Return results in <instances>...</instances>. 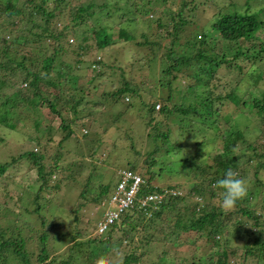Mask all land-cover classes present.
Here are the masks:
<instances>
[{
    "label": "trees",
    "instance_id": "16d2710c",
    "mask_svg": "<svg viewBox=\"0 0 264 264\" xmlns=\"http://www.w3.org/2000/svg\"><path fill=\"white\" fill-rule=\"evenodd\" d=\"M52 1L54 2L53 7ZM125 1L126 4H131L135 0ZM180 1L183 8L178 14L179 19L171 29L168 28L173 39L171 45L167 46V52L163 54L162 66L164 68L161 74H156L154 70L156 62L161 59L156 48L158 41L157 39L151 40L144 33L143 42L148 43L153 51V55L147 58L145 68L148 66L152 68V71L146 73L143 81L138 83L135 76L140 72H137L139 69L134 68L135 65L129 66L130 73L128 76L124 67L111 64L110 67L116 68L119 73V84L116 89L113 88V91L108 93V96L105 95V92L100 98L110 96L116 101L115 98L119 95L125 99L128 94L132 96L136 92V95L141 97L143 104L149 102L148 109L151 117L147 122L152 124V130H149L148 136L154 146L149 144L147 149L146 161L148 166L144 170L145 168L141 167L138 161L130 164L131 169L138 171L145 178V183L138 197L171 189L181 191L178 185L161 186L153 183V180L161 175L154 166L165 155V152L175 148L171 141L170 127H164L163 118L175 117L174 120L177 119L179 126L183 128L185 118L179 116L182 115L181 113L193 112L194 117H188V140L180 142V138L184 137L183 133L185 134L187 131L182 130L183 132L176 136L179 139L176 140V143L178 146L183 143L185 147V144L190 142L195 148L203 146L204 143L200 141V138L204 137L209 129L217 132L218 119L227 120L230 124L225 134L222 135L223 146L221 151L213 156L212 162H208L207 158L195 161L190 156L187 158L179 157V160H183L184 165L189 163L187 174L193 173V177H195L187 192L181 191L178 195L171 194L164 203L156 207H133L127 210L106 233H98L95 225V234H89L88 237H85V234L80 233V231L76 233L71 231L70 234L62 231L65 226L63 222L48 220L45 212H42L47 203L50 202L51 194L49 193L53 189L57 190L60 185L58 182L53 185L50 184V177L45 175L46 143H43L41 138L42 135L46 134L48 127L45 126L42 129V106H47L50 113L57 114L62 119L61 128L66 133L61 138L60 143L75 133L72 125L77 120H82L88 115H93L95 118L96 114L93 108L104 104L103 101H97L100 98H91L93 93L90 86L95 83L94 80L103 74L101 69H96L98 65L103 63L102 56L98 52L106 46L119 43L122 40L132 41L131 26H124L123 24L128 21L129 24L134 23L137 19V13L133 11L131 17L124 19L126 10L120 14V22L115 24L104 23L95 28V54L90 57L91 62L89 61L87 67L93 68L98 73L88 78L85 83L79 84L81 77H85L86 73L81 75L82 73H78L76 70L82 68V64L87 61L84 56L90 53L93 45L89 42L86 45L87 37H83V42L77 48L72 47L71 41L74 38L71 37L75 34L77 25L85 22L87 17L94 15V12L89 11L93 3L85 5L83 0H26L22 3L21 0H0V14L14 18L11 19V24L14 25V29L19 27L17 30L20 31L17 36L10 40L4 36L0 39L5 44L0 49V125L8 126L13 131L19 130L20 133L23 132L27 135L29 130L27 125L31 123L36 127L32 130L35 129V133L38 132L33 136L27 135L37 145L36 149L35 147L25 149L12 156L8 161L0 162V184L12 179L10 167H18L26 161H29V164L36 168L40 181V185L33 195V200L29 197V203L32 207L24 204V210L17 213L19 215L22 213L23 226H19V224L0 226V264H34L31 255L37 256L36 260L45 264H142L148 259L147 257L156 254L158 256V263L156 264H169L168 255L164 249L165 243L175 239V236L182 231H198L200 235H206L215 246L221 248L216 252L215 258L207 259L205 255L196 256L193 261L187 264H198V261H200L199 264H231V251H229L228 246L230 238L228 235L239 229H243L248 235L247 243L244 245L246 254L242 255L244 262L234 261L233 264H249V259L254 264H264V221L262 218L264 207L261 212L249 207L251 200L258 195L257 188L263 184L261 176L264 173V152L261 151L262 144L257 141L256 137L252 139L246 135L247 132H250L248 128L253 121H255L257 128L261 127L260 130L263 126L262 131H264V92L257 95L253 91L250 98H243L235 88L229 92L217 93L214 84V80L221 73V68H226L230 74L233 67L239 72H243L245 70L243 62L251 61L256 64L258 61L264 60V36H262L264 34V16L256 11L259 6H255L253 3L245 12V10H240L237 7L238 4L233 1L234 10L226 11L224 7H221L223 11L212 27L210 36L203 31L192 34L191 31H193L196 22L189 16L190 14L196 16L200 6L196 4V0ZM251 2V0H247L248 6ZM120 3L122 1L117 0L113 8H124L121 7ZM104 5L108 6L107 3ZM191 5L195 7V14L191 11L188 12L187 16L184 11L186 8L190 9ZM253 7L255 8L252 9ZM135 9L138 7L136 6ZM260 11L264 13V7ZM156 21L160 24L158 19ZM188 23L192 25L188 32L191 38L189 36L185 42L189 49L187 53H185V49L179 53L174 44H177L176 42L181 35L179 28ZM19 25H21V29ZM133 27L132 24V29ZM3 28L6 30V27ZM12 30L10 29V33L13 32ZM221 39H224L225 42ZM190 49L192 51L189 52ZM67 55L73 56L71 61L64 58ZM139 68H144L143 62ZM112 73L116 74L115 71ZM256 75H258V79L263 77L262 71ZM182 77L192 82L189 84L190 88L186 90L178 88L173 91V85L180 84V81L183 80ZM146 81H149L147 85L144 84ZM152 84L153 87L150 88ZM66 85L71 91L65 88ZM161 87L166 89L167 95L158 97L156 93H160L157 90H161ZM52 89H56L57 93L51 91ZM185 93L194 95L192 97H196L197 102H191L192 104L188 107L180 101L173 102V99L182 98ZM146 94L150 95L149 99H146ZM160 98L163 100L162 103L158 101ZM201 101L205 103H201ZM131 102L129 100L128 103ZM158 103L161 104L159 110L156 108ZM227 106L238 112V116L236 115L231 119V115L227 113L228 110L225 111ZM253 112L259 115L258 119ZM64 113H68V115ZM159 115L160 117H158ZM242 120H245L244 124L241 123ZM192 121H194L193 126H191ZM200 122L204 125H201ZM84 125L82 122L81 126ZM186 127H188V123ZM0 139L2 140L1 136ZM169 142L170 144L167 145ZM92 149L94 151L90 155L93 156L97 152L96 146H93ZM170 155L175 154L171 153ZM63 156L64 153H58L57 161ZM164 159L167 158L164 157ZM184 165L179 164L180 169L179 167L175 168L178 173H181V169H185ZM55 166L49 173L56 170L58 166ZM190 167L194 169L192 170ZM250 168L253 169V174L256 176L254 179L256 185L249 188L248 197L238 202L235 207L237 208L236 211H240L246 218L252 219L253 223H250L251 228H249L248 221L244 220L234 229L223 222V218L229 217L232 213L230 210L221 207V190L214 186L229 169L233 170L236 178L248 179ZM162 170L167 171L168 168L164 166ZM146 174H149L148 178H146ZM86 187L88 188L87 185ZM5 190L9 196L10 191L6 187ZM109 190L110 186L104 185L101 193L95 197L99 209L102 202L108 198ZM209 194L210 198L219 197V201H217L219 203L210 204L209 200H205L204 197ZM81 196L84 197L83 199H89L86 196V191H82ZM84 204L85 202H80L78 206L72 209L73 219L72 222L70 221L72 230L73 226L76 227L80 224L79 212ZM180 205L182 209H179ZM5 210L7 211V208ZM173 211L177 212V218L169 224L166 220ZM11 212L12 210H8L7 215H10ZM166 212L168 215L165 216ZM33 214L39 221H36L35 216L33 221L30 219ZM100 219L101 216L97 218L98 221ZM140 228L144 236L137 239ZM118 232H122V235L113 239L114 234H118ZM28 239L35 241L37 246L33 252L27 249ZM67 241L71 244L66 249L61 250L60 246L68 243ZM145 246L147 249L143 251ZM148 246H158L161 251L156 252L158 250H155L152 254L147 251L149 250ZM139 249L140 251H138ZM161 253H163L162 256ZM108 256L109 258H106Z\"/></svg>",
    "mask_w": 264,
    "mask_h": 264
},
{
    "label": "rangeland",
    "instance_id": "374dc122",
    "mask_svg": "<svg viewBox=\"0 0 264 264\" xmlns=\"http://www.w3.org/2000/svg\"><path fill=\"white\" fill-rule=\"evenodd\" d=\"M24 1L26 0H21V3ZM121 1V7L124 8L114 9L113 6L117 0H83L85 5L93 3V6L89 8V11L94 12V15H91L89 18L86 16L88 19L86 18L85 22L77 25L75 34L71 37L72 39L74 38L73 40L71 39L73 44L72 47L77 48L83 42V37H87L85 41L86 45H88V42L93 45V49L90 53L84 56V59L87 61L82 64V68L80 67L76 70L78 73H82L81 75H85L86 73L87 77L82 76L79 81V84L85 83L88 78L92 75L95 76L98 73L93 68L89 66L87 67V64L91 62L90 57L95 54V28L104 23L115 24L116 22H120V14L126 10V17L124 19L131 17V13H133V11L137 13V19L134 23H132L134 26L133 29L132 24H129V21L123 24L124 26H131L130 32L133 35L131 39L132 41L122 40L119 43L106 46L98 52V54L102 56L103 63L102 65H98L96 69H101L103 74H100L101 76L94 80L95 83L90 86L92 87L93 93L92 96H90L93 99L100 98L105 92V95L108 96V93L113 91V88L116 89L118 87L120 76L118 75L119 73L116 68L113 67V69L110 67L113 63L124 67L128 76L130 73L129 66L135 65L134 68L139 69L137 72H140L135 76L136 82L138 83L143 81L146 73L152 71V68H149L148 66L145 68L147 58L153 55V51L148 43L143 42L144 33L146 36L150 37L151 40L157 39L158 41L156 48L158 56H160L161 59L156 62L154 70L156 71V74H161L164 68L162 66V59H164L163 54L167 52V46L171 45L170 43L173 39V36L169 34L168 28L170 27L171 29V27L177 23L179 19L178 14L183 8L180 0H135L131 4H126L125 0ZM233 1L238 4L237 7L240 10H245V12L253 3L255 6H259L256 11L260 12L261 15L264 16V13L260 11V9L264 7V0H251L252 2L249 6L247 4V0H196V4L200 7L197 9L198 12H196V16L193 14H190L189 16L190 19L196 22L191 33L194 34L195 32L203 31L210 36V31L213 30L212 27L221 16V11H223L221 7H224L226 11H230L232 9L234 10V7L232 6ZM104 3H107L108 6H105ZM53 6L54 2L52 1V7ZM136 6L138 9H135ZM254 8L255 7L252 9ZM194 9V5H191V8H186L184 13L188 16V12L193 11L195 14L196 10ZM129 10H131V12H129ZM11 19L12 18L4 14H0V27H2L0 28V39L4 36L10 40L19 34L20 31L17 30L19 27H15L14 29V25L11 24V21L14 18L12 20ZM157 19L160 24L157 23ZM19 26L21 29V25ZM3 27H6V30ZM190 28H192V25H189V23L181 25L179 28L181 35L176 42L177 44H174L175 49L179 51V53L185 50V53L188 52V44L185 42L189 39L188 37L190 34H188V32ZM10 29H13L12 33H10ZM211 34L213 35V33ZM262 36H264V34H262ZM221 41L225 42L224 39H221ZM4 46L5 44H3L0 40V49ZM190 51L192 50L190 49L189 52ZM72 57V55L64 56L65 59H69L68 61H71ZM139 61L144 63L143 69L139 68V66H141V62ZM243 66L245 67L243 72H239L235 67H233L231 68V70H233L231 74L228 73L226 68H221L220 75L214 80L217 93L225 91L229 92L235 88L243 98H250L253 91L254 94L256 93L257 95L264 92V60L258 61L256 64H253L251 61H245L243 62ZM114 71L116 74L112 73ZM260 71H262L263 77L258 79V75H256V73H259ZM183 78L184 77H182V79ZM148 82L146 81L144 84L147 85ZM191 83L192 82L185 78L180 81V84L173 85V91H176L178 88H183L184 90L189 89V84ZM151 87H153V84L150 85V88ZM65 88L69 89V86L66 85ZM69 90L71 91V89ZM51 91L57 93L56 89H52ZM157 91L160 92L159 94L156 93L158 97H160V95H167L166 89H163L162 87L161 90ZM136 94V92L133 93L132 96L128 94L125 99L119 95L115 98L116 101H114L110 96L100 98L97 101H103L104 104L103 106H94L95 108H93V111L96 114L95 118L93 115H88L82 118V120H77L76 123L72 125L75 133L67 140H63L62 143H60L61 138L66 132L61 128V117L57 114L50 113L47 106H42V129L45 126L48 127L46 129V134L42 135L41 138L43 143H46V154L44 157L46 167L45 175L50 177V184L53 185L56 182L60 184L57 190L53 189V191L49 193L51 194L49 197L50 202L47 203L42 212H45L48 220H58L63 222L65 226L62 231L69 234L71 231L73 233L80 231V233L85 234V237H88L89 234L94 235L95 225L97 226L98 223L97 218H99V216L102 217L105 211L104 206H100L99 209L98 203L95 200V197L101 193L103 186H110V195L119 179L118 170L120 168H130V164L136 161H138L141 167H144V170H146V167L148 166V162L146 161L148 156L147 149L149 144H152V147L154 146L151 138L148 136V132L152 128V124L150 125L147 121H149L151 114H149L148 109L149 102L143 104L141 97ZM149 96V94H146V99H149ZM192 96L194 95L185 93V96H182V98L177 97L178 99H173V102L180 101V103L185 104L188 107L192 104L191 102H197L195 100L197 98ZM129 100L132 102L128 103ZM158 101L162 103L163 100L160 98ZM203 102L204 101H201V103ZM229 107L230 106H227L225 111L228 110L227 113L231 115V119L236 115L238 116V112L234 111L232 107ZM253 113L256 114V119H258L259 115L256 112ZM64 114L68 115V113ZM181 114L182 115L179 117L185 118V126L183 128L179 126L177 119L174 120L175 117L171 116L167 119L163 118L164 121L162 123L164 127H170L171 141L174 143L175 148L169 149V152H165V155L160 158L158 160L159 162L154 166L155 170L161 173L159 176L161 179H158L159 177H157V179L153 180V183L161 186H167L170 184L178 185L182 192H187L190 188L191 181L195 177H193V173L189 175L187 174V171L189 170V163L184 165L183 160H179V157L187 158L190 156L195 161L207 158L208 162H212L213 156L221 151L223 146L222 135H224L227 128H229L230 123L223 118L218 119L217 132L209 129L208 132L205 133L204 137L200 138V141H203L204 143L203 146L195 148V146H192L190 142V144H185V147L183 143L178 146L176 140L179 139H177L176 136H179L183 132L182 130H187L185 131V134L183 133L184 137L180 138V142H186L188 140V117H194L193 112ZM158 117H160V115ZM160 119L162 120V118ZM244 121L245 120H242L241 123L244 124ZM82 122H84V126H81ZM187 123L188 127H186ZM200 124L204 125L201 122ZM193 125L194 121L191 122V126ZM27 126L29 127L28 134L30 136L38 133H35V129L32 130L33 128H36L33 124L30 123ZM159 127L162 128L161 125H159ZM260 128H257L255 121H253L250 123L248 128L250 132H247L246 135L252 139L256 137L257 141L262 144L261 151L264 152L263 126L262 130H260ZM85 130L87 131V134H85ZM27 135L23 132L20 133L19 130L13 131L8 128V126L6 127L5 125H0V136L2 137V140L0 139V162L8 161L12 156L20 153V151H24L25 149H31L33 147L36 149L37 145L33 142V140L29 139ZM168 144H170V142L167 143V145ZM93 146H96L97 152L92 156L90 153L95 149H92ZM58 153H64V156L57 161ZM171 153H174L175 155L172 156L170 155ZM164 157L167 159H164ZM163 164L168 168L167 171L162 170L164 167ZM179 164L185 166V169H181V173H178L175 169L179 167ZM55 165L58 166V169L56 168L53 173H49L52 168L56 167ZM190 168H192V170L194 169L193 167ZM10 169L11 174L13 175L12 179L3 181V184H0V226L3 224L4 226H14L15 224L23 226L24 218L21 215L22 213L20 215L17 213L24 210V204H28L29 207H32L31 203H29V197L33 200V195L35 194L37 187L40 185V181L36 168L32 167V165L29 164V161H26V163H23L18 167L12 166ZM146 175V178H148L149 174ZM255 177L253 169H251L247 176L248 179H244L248 182L249 188L256 185L254 180L256 179ZM261 179L263 184L261 187L257 188L259 191L258 195L253 198L249 204L251 209H256L260 212L264 207V173L262 174ZM5 187L8 191H10L9 196L6 194L7 192ZM82 191H86V196H88L89 199H83L84 197L81 196ZM204 199L209 200L210 204L219 201V197L215 199L210 198V194L207 195V197H204ZM4 201L5 203H3ZM77 202H85V204L79 212L80 224L76 227L73 226L72 230L70 224L73 219L72 209L78 206ZM218 203L219 202H217V204ZM5 208H7V211L12 210L10 215H7ZM179 209H182L181 205ZM236 210V207L231 209L230 211L232 214L229 217L223 218V222L235 229L239 223L246 220L248 221V227L251 228L250 223H253L252 219L246 218L245 215ZM38 215L42 218L40 214ZM166 215H168V212H166L165 216ZM34 216L35 214H33L30 218L32 221L34 220ZM175 218H177V212L173 211L170 213V216H168L166 222L169 224L173 223L176 220ZM262 218L264 221V215ZM36 221H39L37 217ZM139 231L140 232H138L136 237L137 239L144 236L141 228ZM120 235H122V232L114 234L113 239H117ZM228 236L230 238L228 246L229 251H231V264H233L234 261L239 263L244 262V256L242 255L245 253L244 245L247 243L248 235L243 229H239L236 231L234 230L233 233ZM34 242L32 239H28L27 241V249L31 252H33L37 247ZM70 244L71 242L65 243L60 246V249L64 250ZM148 248L149 250L147 251H150L152 254L155 250H158L156 252L161 251L158 246H148ZM146 249L147 246L143 247V251ZM164 249L165 253L168 255L167 260L169 261V264H187L188 262L193 261L196 256L201 257L204 255L207 259H212L216 257V252L221 250V248L215 246L213 241L208 239L206 235L202 236L198 231L180 232L177 236H175V239H171L165 243ZM138 251H140V249ZM162 254L163 253H161V256ZM109 256H112V254H109ZM109 256L106 258H109ZM31 257H33L32 259L34 260V264H45L41 261H37V256L31 255ZM147 258L148 259L142 264L158 263L157 254ZM199 263L200 261H198V264ZM248 263L254 264L251 259H249Z\"/></svg>",
    "mask_w": 264,
    "mask_h": 264
},
{
    "label": "built area",
    "instance_id": "2783aa9c",
    "mask_svg": "<svg viewBox=\"0 0 264 264\" xmlns=\"http://www.w3.org/2000/svg\"><path fill=\"white\" fill-rule=\"evenodd\" d=\"M161 104H157L159 109ZM119 179L114 190L102 202L105 207L102 218L97 223V232L106 233L110 228L120 220L121 216L133 207L147 208L156 207L164 203L169 195H178L179 190H166L164 192H152L145 196L138 197L145 178L136 170L131 168H120L118 170Z\"/></svg>",
    "mask_w": 264,
    "mask_h": 264
},
{
    "label": "clouds",
    "instance_id": "9594fccd",
    "mask_svg": "<svg viewBox=\"0 0 264 264\" xmlns=\"http://www.w3.org/2000/svg\"><path fill=\"white\" fill-rule=\"evenodd\" d=\"M214 187L221 190L220 204L225 210L233 209L238 202L245 200L249 194L248 182L244 179L236 178L232 169L226 171L223 178L219 179Z\"/></svg>",
    "mask_w": 264,
    "mask_h": 264
}]
</instances>
